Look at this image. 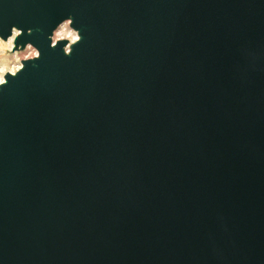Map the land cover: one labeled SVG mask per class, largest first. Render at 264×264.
<instances>
[{
	"label": "water",
	"instance_id": "obj_1",
	"mask_svg": "<svg viewBox=\"0 0 264 264\" xmlns=\"http://www.w3.org/2000/svg\"><path fill=\"white\" fill-rule=\"evenodd\" d=\"M13 26L42 56L0 90V264H264V0H0Z\"/></svg>",
	"mask_w": 264,
	"mask_h": 264
},
{
	"label": "clouds",
	"instance_id": "obj_2",
	"mask_svg": "<svg viewBox=\"0 0 264 264\" xmlns=\"http://www.w3.org/2000/svg\"><path fill=\"white\" fill-rule=\"evenodd\" d=\"M73 24L74 19L69 17L53 29L48 37L51 41V48L55 49L61 41H69V38H72L71 44L68 43L63 49L65 55H71L73 51L72 45H76L83 39L80 30L73 27ZM23 31L22 28L13 26L11 35L6 40L3 36H0V90L9 83V74L12 77H16L25 69V62L35 61L42 56L41 50L32 42L21 45L19 48L17 47V40L23 35ZM28 34H32V29L28 30Z\"/></svg>",
	"mask_w": 264,
	"mask_h": 264
},
{
	"label": "snow or ice",
	"instance_id": "obj_3",
	"mask_svg": "<svg viewBox=\"0 0 264 264\" xmlns=\"http://www.w3.org/2000/svg\"><path fill=\"white\" fill-rule=\"evenodd\" d=\"M0 36H3V38L5 39V35H4V34L0 33ZM5 40H6V39H5Z\"/></svg>",
	"mask_w": 264,
	"mask_h": 264
},
{
	"label": "bare ground",
	"instance_id": "obj_4",
	"mask_svg": "<svg viewBox=\"0 0 264 264\" xmlns=\"http://www.w3.org/2000/svg\"><path fill=\"white\" fill-rule=\"evenodd\" d=\"M69 40L72 42V38H69Z\"/></svg>",
	"mask_w": 264,
	"mask_h": 264
}]
</instances>
